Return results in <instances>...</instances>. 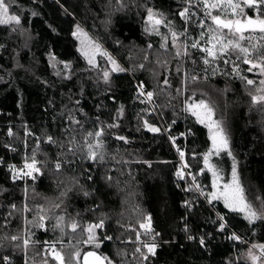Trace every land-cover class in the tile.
<instances>
[{"label": "trees", "instance_id": "1", "mask_svg": "<svg viewBox=\"0 0 264 264\" xmlns=\"http://www.w3.org/2000/svg\"><path fill=\"white\" fill-rule=\"evenodd\" d=\"M124 3L126 7L117 10L116 0H10L11 12L21 16V27L31 39L25 46L20 32L12 31L14 25L0 26L4 45L0 48V264H42L45 259L57 264L46 255V246L52 244L66 261L78 246L81 254L94 249L114 264H249L235 260L247 246L229 239V229L247 242L264 244V219L250 223L244 213L225 208L222 199L208 202L214 179L203 159L211 146L209 130L185 108L205 99L215 105V118L229 122V157L235 158L246 195L258 209L257 197L264 199V105H253L251 95L264 77L257 70L248 72L249 65L233 54L230 59L239 64L240 75L256 84L247 85L233 73L232 63H224L229 57H223L216 59L221 74L207 76L205 88L206 54L187 47V42H205L199 23L211 20L203 5L198 0L191 5L186 0ZM185 7L191 13L187 22L179 15ZM148 8L163 13L178 33L187 29L177 41L180 56L166 24L159 26L160 35L145 31ZM245 11L256 15L255 9ZM77 25L125 71L112 72L107 57L99 54L93 68L80 52L79 38L73 36ZM164 36L166 49L161 48ZM185 51L189 55H183ZM192 75L198 77L196 82L190 80ZM141 84L145 94L154 93L151 101L140 94ZM70 116L80 124L70 123ZM145 121L161 132L148 131ZM170 121H175L170 134L188 130L187 160L204 192L202 198L194 189L186 191L191 185L176 175L174 154L162 128ZM113 123L118 127H107ZM101 127L104 160L93 161L88 159L85 137ZM48 136L56 142L48 143ZM72 137L74 144L69 143ZM88 139L95 143V137ZM69 147L76 148L74 155ZM33 152L41 172L33 174L35 179H13L10 166H18ZM58 160L64 161L59 172L54 167ZM209 206L225 217L229 229L218 230ZM40 215L46 217L44 227L37 226ZM59 216L64 217L63 231L56 227ZM145 217L151 218L152 231L140 237L155 242L157 248L155 255L142 261L136 249L145 253L147 249L135 239ZM72 218L80 225L76 232L68 227ZM100 219L104 227L95 230L100 246L83 243L88 237L83 229ZM13 235L21 239L12 241ZM26 237L33 242L27 249Z\"/></svg>", "mask_w": 264, "mask_h": 264}, {"label": "snow or ice", "instance_id": "2", "mask_svg": "<svg viewBox=\"0 0 264 264\" xmlns=\"http://www.w3.org/2000/svg\"><path fill=\"white\" fill-rule=\"evenodd\" d=\"M14 2V0H13ZM199 3L203 5V10L205 12V16L210 18L211 25L207 27L206 32L201 33V40L205 41L206 46H202L200 41H194L187 47H191L193 49H199L202 53L206 55L203 58V63L205 65H209L213 60L220 59L223 57H229V59H224L225 64L232 63V71L235 75L239 76L240 79L245 80L247 85H254L256 81L252 79H248L247 77L240 75L239 64L232 61L230 57L233 54H236L237 60H241L244 64L249 65L247 71L253 72L254 70L258 71V74L261 77H264V0H198ZM186 3L191 5L192 0H186ZM116 4L119 6L117 10H121L126 7L124 0H116ZM255 9L256 15L249 16L245 9ZM215 10V12H214ZM36 15V13H32ZM181 19H184L186 22L191 15L190 7H185L179 13ZM146 27L145 31L149 34L155 33L160 35L159 26L162 24H166L169 29V33L172 38V46L177 48L176 55L180 56L181 51L177 45V41L181 36H185L187 29L184 32H177L174 30V27L171 21H166L163 13H157L152 8L147 9V17L145 20ZM14 25L12 28L13 32H20V35L24 38L25 46H27L28 40L31 39L26 29L21 27V16L18 14H14L11 12V4L10 0H0V26ZM201 27H204V21H200ZM248 35H245V34ZM259 33V36H255L254 34ZM73 36L80 38L84 37L81 41L83 48V54L88 58V63L93 67H97L95 62V55L99 54L101 56L107 57L108 61L112 65V72H122L125 71L122 67L117 64L116 60L113 59L107 52L101 49V46L91 39L88 38V34L84 32L79 25L76 26V30L73 32ZM164 43L161 44V48L167 47V36L163 37ZM246 41L248 46H244V42ZM4 45L0 44V48H3ZM151 48V45H149ZM183 55H189L186 51ZM54 59V57H53ZM147 59V56L145 57ZM20 66V65H17ZM65 67H68L65 65ZM139 67L143 68L144 65L141 64ZM59 74V73H58ZM103 79L105 82L109 79V72L106 70L103 72ZM192 82H196L198 77L196 75H192L190 77ZM164 84H168L167 78L164 79ZM141 95H146V99L151 101L154 93L147 92L146 94L142 91L143 85L140 86ZM251 101L253 105H264V79L259 80V86L256 88L255 94L251 95ZM143 102V101H142ZM186 111H189L193 116L196 117L197 122L204 124L208 127L210 132V140L212 141V148L208 153L204 154V165L208 171H210L214 177L213 179V191L207 194L206 198L208 202L211 204L214 200L222 199L224 202L225 208H228L234 212L244 213L245 219L249 220V222H253L256 219H264V199L257 197V199L261 200L260 208H256L255 205L248 199L246 195V190L242 184L241 178L237 172V162L233 157L232 163V175L231 180L223 185V190L219 191V185L217 181L220 179L218 172L213 164L209 162V157L213 151L218 155L220 152L227 151L229 156H232V152L229 150V138L227 134L226 127L224 125V121L220 118H214L216 116V108L215 105L206 101L205 99H200L196 103L187 104ZM120 113H122L123 109L121 108ZM70 123L79 125L80 121L76 120L74 117L70 116ZM175 123V121H173ZM107 127H118L117 124L113 123L107 125ZM144 127L147 128L148 131L153 133L161 132V128L156 127L152 124H149L147 121L144 123ZM13 133L9 131V135ZM30 133L26 132V135ZM104 136V127H101L99 130L93 132H88L85 137V146L87 149V156L90 160L100 161L104 160V154L101 151L104 147V142L102 137ZM89 137H95V143L89 141ZM116 139L122 140L127 143V139L123 136H117ZM169 139L175 144V137L169 136ZM48 143H55L52 136L47 137ZM75 137L69 141L70 144H74ZM179 151V149H178ZM68 152L73 155L76 152L75 147H69ZM180 157L183 159L184 153L180 151ZM64 161L58 160L55 162V169L59 172L62 168V163ZM39 161L36 159V154L33 152L31 157H29L23 165V169L19 171L16 170L15 165H11L10 169L13 171V179L19 178L21 173L24 176L31 177L35 179L34 173H40L41 169L37 166ZM183 167H187V165H183ZM177 176L181 179L184 178V173L180 170L177 172ZM91 179V177H89ZM110 179V177H109ZM195 182V177L193 178ZM195 189L200 191L201 195H204L203 190L200 189L198 184L195 185ZM186 191H192L193 188L190 186ZM66 193H61V195H65ZM84 195L87 196L88 192H84ZM186 207H191L190 202L185 201ZM15 209V205L12 206ZM54 207L59 208L60 204H55ZM42 212L43 209H40ZM46 219L44 215L39 216V222L37 224L38 227H44L43 221ZM219 231H224L227 227L224 216H219ZM56 227L60 228L63 231L64 227V217H57V225ZM72 232H76V230L80 227V225L76 222L75 218L71 219L70 224L68 225ZM104 227V220L100 219L98 223L89 224L85 229V232L88 233L87 240L83 241L85 244H94L95 247H99L100 244L97 242V238L95 235L96 229H101ZM140 228L145 231V233H150L151 229V218L145 217L144 221L140 223ZM156 235H159L157 233ZM12 241H18L21 237L13 235L10 237ZM104 239H111V237H104ZM188 239H194L193 236L189 235ZM229 239L240 240L241 238L232 233L229 236ZM137 240H140V233L137 232ZM33 243L30 238L23 239V247L27 249L30 244ZM71 243V242H70ZM79 243V242H78ZM200 244L204 245V240L201 238ZM143 247L147 249V252H142L141 248H137L136 252L140 254L142 261L148 260L150 255L156 254L157 244L155 242H145ZM254 250H259V255L256 254ZM46 255H51L52 259L57 262V264H72V261H75L76 264H80V259L82 256L83 264H111V261H108L106 257H101L97 255L95 252H85L81 254L78 246L76 250L71 254V259L66 261L65 256L62 254L60 250H57L55 244H52L49 249H46ZM247 258L251 261V264H264V244H253L246 254ZM91 258V260L89 259ZM7 261V258H5ZM43 264H48L47 259L44 260Z\"/></svg>", "mask_w": 264, "mask_h": 264}, {"label": "rangeland", "instance_id": "3", "mask_svg": "<svg viewBox=\"0 0 264 264\" xmlns=\"http://www.w3.org/2000/svg\"><path fill=\"white\" fill-rule=\"evenodd\" d=\"M201 20H203V19H201ZM200 20V21H201ZM204 21V20H203ZM199 25H200V23H199ZM209 25H211V23H209V21H204V32H206L207 31V27L209 26ZM201 26V25H200ZM199 38V37H198ZM197 38V39H198ZM84 39V37H80L79 38V43H78V47H79V49H80V52L83 54V48H84V46L82 45V43H81V41ZM201 45L202 46H206L205 45V42H203V43H201ZM184 46H186V43L184 44ZM187 46H188V42H187ZM84 55V54H83ZM97 55V54H96ZM96 55H95V58H96ZM85 57H86V55H84ZM87 58V57H86ZM206 69L209 71V73H206V74H204V83H205V79H207V76H209L210 78H213V76H216V75H219V74H221V72H222V68L217 64V61L216 60H213L212 61V63L211 64H209V65H207L206 66ZM205 88H207V85H206V83H205ZM219 110V112H221V114L223 113L222 112V110L219 108L218 109ZM215 118V117H214ZM223 120V119H222ZM228 121H224V125H225V127H226V129L228 130V125H229V122L227 123ZM227 124V125H226ZM209 130V129H208ZM209 136H210V132H209ZM212 148V141H211V146H210V149ZM209 149V150H210ZM209 152V151H208ZM207 152V153H208ZM26 161V160H25ZM25 161H23V162H21L18 166H16V170L17 171H19L20 169H23V165H24V162ZM209 162L211 163V164H213L214 166H215V168H216V170H218V171H221L218 175H219V177H220V179H219V182L217 181V183H218V185H222V182H223V185L225 184V183H227V182H229L230 180H231V175H232V163H233V161L230 159V157H229V155H228V152L227 151H223V152H220L218 155L215 153V151H213L212 153H211V155H210V157H209ZM11 170V169H10ZM223 174V175H222ZM11 175H12V178H13V171L11 170ZM222 176H223V181H221L222 180ZM20 178H22V179H24V178H30V177H27V176H24L22 173H21V175L19 176V179ZM214 178V177H213ZM212 184H213V182H212ZM223 185H222V187H223ZM219 191H222L223 190V188H221L220 189V187H219V189H218ZM137 232H139L140 234L141 233H143V232H145L143 229H141L140 228V226H139V228L137 229ZM137 232H136V239H135V241L137 242V243H140V242H142L143 244L145 243V242H151L150 241V239H146V240H144V242L142 241L143 239L140 237V240L138 241L137 240ZM50 246L51 245H48V247L46 246V248H45V250L46 249H49L50 248ZM251 246H248V247H246V248H244L240 253H238L237 255H235V260H244L246 263L248 262L249 264H251V261L247 258V253H248V250H249V248H250ZM56 249L57 250H59L58 249V247H56ZM255 252H256V254L257 255H259V250H254ZM50 257H51V255H49ZM65 256V255H64ZM70 256V255H69ZM55 261V260H54ZM56 262V261H55ZM57 263V262H56ZM39 264H41V263H39ZM43 264V263H42ZM111 264H114L113 262L111 263Z\"/></svg>", "mask_w": 264, "mask_h": 264}, {"label": "built area", "instance_id": "4", "mask_svg": "<svg viewBox=\"0 0 264 264\" xmlns=\"http://www.w3.org/2000/svg\"><path fill=\"white\" fill-rule=\"evenodd\" d=\"M139 89H140V87H139ZM140 92H141V89H140ZM143 96L146 97V95H143ZM172 124H173V121H170L169 124H168L169 127H166L165 125H162V128H163V130H164V132L166 134L167 140H168L169 145H170V147L172 149V152L174 154V161H175V164H176V175H177L178 170L182 171L184 173V178L183 179H181L180 177H178V178L180 180L184 181V182L189 183L192 186V188L197 192L198 196L202 198V195L200 194V191L195 189V185L197 184V182L196 181L194 182V180H193V178L195 177V175L192 172V170L190 169L189 164H188V160H187L188 158H187V155H186V138H187V135H188V130H186L184 128L182 131H179L178 133L175 132V133L170 134L169 133V130H170V127L173 126ZM170 135L172 137H175V144L169 139V136ZM178 149H179V151H178ZM180 151H182L184 153L183 159H181V157H180ZM185 164L187 165L186 168L183 167V165H185ZM209 208L212 211L213 216L215 217V219H216V221L218 223V228H219L218 215L219 216H221V215L219 213H217L215 210H213V208L211 206H209ZM226 229H229L228 228V225H227ZM224 231H220V232H224ZM229 232L231 234L232 233H235L231 229H229ZM240 238L241 239L239 241L241 243H243L244 245H246L247 247L253 245V243L247 242L244 238H242V237H240ZM151 239L153 240V237H151Z\"/></svg>", "mask_w": 264, "mask_h": 264}, {"label": "water", "instance_id": "5", "mask_svg": "<svg viewBox=\"0 0 264 264\" xmlns=\"http://www.w3.org/2000/svg\"><path fill=\"white\" fill-rule=\"evenodd\" d=\"M85 252H95V253H97V255L103 257L99 252H97V251L94 250V249H88V250H86ZM85 252H83V253H85ZM83 253H82V254H83ZM89 259L91 260V258H89ZM80 264H83L82 256H81V259H80ZM105 264H107V262H105Z\"/></svg>", "mask_w": 264, "mask_h": 264}]
</instances>
